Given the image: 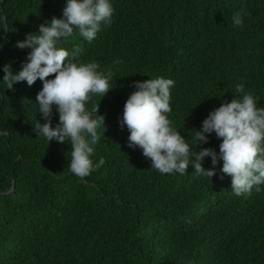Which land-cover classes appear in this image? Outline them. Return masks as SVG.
<instances>
[{
	"label": "trees",
	"instance_id": "obj_1",
	"mask_svg": "<svg viewBox=\"0 0 264 264\" xmlns=\"http://www.w3.org/2000/svg\"><path fill=\"white\" fill-rule=\"evenodd\" d=\"M112 23L91 42L74 30L63 47L80 45L82 61L111 67L112 88L99 100L105 129L91 156L104 164L87 177L69 169L71 143L36 134L39 78L28 85L2 80L0 67V264H264V185L235 196L230 176L161 174L139 148L128 146L120 117L134 81H175L167 114L192 144L209 110L231 100L237 83L264 107V0H112ZM64 0H0L9 30L0 37V66L18 71L30 49L25 33ZM246 11L243 26L232 16ZM6 37V39L4 38ZM117 57L123 63L113 64ZM51 75L54 74H50ZM219 95V96H218ZM58 114L52 118L53 126ZM37 135V136H36ZM209 134L204 145L218 151ZM222 161L215 165L220 168ZM211 168V158L202 161Z\"/></svg>",
	"mask_w": 264,
	"mask_h": 264
},
{
	"label": "clouds",
	"instance_id": "obj_2",
	"mask_svg": "<svg viewBox=\"0 0 264 264\" xmlns=\"http://www.w3.org/2000/svg\"><path fill=\"white\" fill-rule=\"evenodd\" d=\"M113 13L112 0H64L60 17L52 16L40 23L36 31L27 32L16 41V47L30 49L20 69L13 72L7 63L0 66L7 88L19 81L30 86L40 79L42 87L36 93L35 104L44 122L36 119L34 131L48 143L70 141L68 166L81 178L105 162L103 156L95 164L91 159L100 139L98 130L102 128L104 132L106 127L105 115L98 111L99 101L91 110L86 103L94 94H99V100L105 96L112 88L110 81L114 75L111 67L101 69L95 60L82 61V46L67 49L62 45L73 36L74 30L85 41H93L102 27L112 23ZM246 15V11L235 12L233 25L243 26L242 17ZM8 30L7 15L0 11V37ZM120 63H123L120 57L113 60V64ZM50 74L54 75L49 78ZM133 83L134 90L126 98L118 121L129 130L128 146L139 148L150 159L151 168L161 174L184 175L191 165L201 176L211 178L216 174L223 179L228 175L230 188L237 197L250 195L253 188L256 192L262 190L264 107L258 106L259 97L245 91L243 81L235 85L231 100L209 110L196 129L192 144L172 126L167 116L172 110L170 88L175 81L157 76ZM54 111L58 121L53 126ZM213 132L220 139L218 151L212 146L197 147L206 144ZM205 157L211 158L213 167L202 166ZM218 160L222 161L219 169L215 167Z\"/></svg>",
	"mask_w": 264,
	"mask_h": 264
},
{
	"label": "water",
	"instance_id": "obj_3",
	"mask_svg": "<svg viewBox=\"0 0 264 264\" xmlns=\"http://www.w3.org/2000/svg\"><path fill=\"white\" fill-rule=\"evenodd\" d=\"M5 33H6V32H5ZM5 33H4V34H5Z\"/></svg>",
	"mask_w": 264,
	"mask_h": 264
}]
</instances>
